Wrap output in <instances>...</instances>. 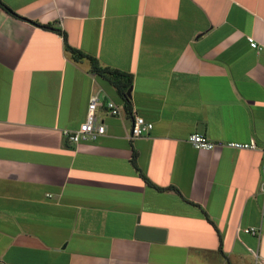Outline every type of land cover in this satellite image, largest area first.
<instances>
[{
	"label": "crops",
	"instance_id": "obj_1",
	"mask_svg": "<svg viewBox=\"0 0 264 264\" xmlns=\"http://www.w3.org/2000/svg\"><path fill=\"white\" fill-rule=\"evenodd\" d=\"M94 94L106 132L72 143ZM263 146L264 0H0V264H264Z\"/></svg>",
	"mask_w": 264,
	"mask_h": 264
},
{
	"label": "built area",
	"instance_id": "obj_2",
	"mask_svg": "<svg viewBox=\"0 0 264 264\" xmlns=\"http://www.w3.org/2000/svg\"><path fill=\"white\" fill-rule=\"evenodd\" d=\"M248 40L252 47L258 48V42L255 41L254 37H248ZM101 99L97 94L91 95L89 104H88V112L86 120L80 124L77 129H65L64 135L68 138L72 143H79L82 140H96L98 137L102 136L106 132V125L104 122L98 120L97 118V109L101 105ZM107 108L110 110L112 115H119L120 109L119 106L113 102H107ZM154 127L153 122L146 120L143 116L134 114L133 123L131 127L130 137L132 139L141 137L145 134H148ZM189 142L197 149L200 150H212L217 146H229L232 148L238 149H258L259 146L254 137H252L247 142L240 141H230L227 143L216 142L206 135L200 134L198 132L192 133L188 137ZM264 153V146L262 148ZM264 170V164H263ZM264 191V184H263ZM245 232L251 233L253 235L259 234V231L255 227H249L245 229Z\"/></svg>",
	"mask_w": 264,
	"mask_h": 264
},
{
	"label": "trees",
	"instance_id": "obj_3",
	"mask_svg": "<svg viewBox=\"0 0 264 264\" xmlns=\"http://www.w3.org/2000/svg\"><path fill=\"white\" fill-rule=\"evenodd\" d=\"M46 26V25H45ZM66 48L71 52L72 56L75 59L88 58L93 64V68L101 76L107 78L110 82L113 83L120 92V94L125 97L126 107L130 106V98L128 96V90L133 84V75L131 73L123 72L119 69H115L109 66H101L98 59L92 55L85 53L84 51L75 48L67 43V37L65 35Z\"/></svg>",
	"mask_w": 264,
	"mask_h": 264
},
{
	"label": "water",
	"instance_id": "obj_4",
	"mask_svg": "<svg viewBox=\"0 0 264 264\" xmlns=\"http://www.w3.org/2000/svg\"><path fill=\"white\" fill-rule=\"evenodd\" d=\"M130 94L131 92L129 91V95ZM165 235H166V231L164 229L147 227V226L141 225L138 228L137 236L140 238H144V239L162 241L164 240Z\"/></svg>",
	"mask_w": 264,
	"mask_h": 264
}]
</instances>
